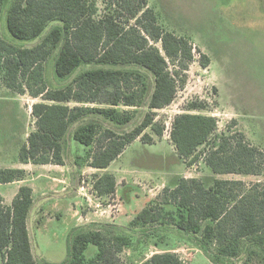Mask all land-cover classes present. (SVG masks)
<instances>
[{
  "label": "trees",
  "instance_id": "obj_1",
  "mask_svg": "<svg viewBox=\"0 0 264 264\" xmlns=\"http://www.w3.org/2000/svg\"><path fill=\"white\" fill-rule=\"evenodd\" d=\"M2 15L11 40L2 33L0 20V85L40 98L31 105L34 128L19 146L17 161L64 165L65 138L76 125L72 138L91 149L88 165L105 170L93 182L98 196L114 193L116 178L106 169L130 143H153L152 134L163 136L165 126L156 120V111L173 102L195 53L201 67L210 64L208 55L187 37L163 26L148 0H103L101 13L94 0H0ZM35 39L31 46L16 43ZM51 56L57 84L46 76L45 62ZM83 65L91 67L80 69ZM141 106L147 108L141 120L123 133L86 120L98 114L125 125L134 118L132 108ZM206 107L204 102H188L186 111L173 116L169 140L179 159L189 165L203 162L210 176H180L173 186L165 185L129 226L147 237L152 229L171 223L213 264H229L238 257H243L242 264H264V182L248 185L218 177L264 176V151L240 130L219 132L216 117L200 112ZM26 174L23 168L0 167V184L22 181ZM32 194L28 184L18 187L9 204L0 194L3 264H125L119 254L131 245V236L105 225L75 228L64 261L38 262L28 230ZM90 245L96 252L86 257ZM136 264L183 262L166 250L143 256Z\"/></svg>",
  "mask_w": 264,
  "mask_h": 264
},
{
  "label": "rangeland",
  "instance_id": "obj_2",
  "mask_svg": "<svg viewBox=\"0 0 264 264\" xmlns=\"http://www.w3.org/2000/svg\"><path fill=\"white\" fill-rule=\"evenodd\" d=\"M94 1L101 13L103 0ZM148 5L163 26L187 37L196 49L207 54L210 64L201 67L196 52L186 72V82L173 102L156 111V120L165 126L163 136L157 138L152 134L153 143L136 139L111 163L107 172L116 176L112 195L98 196L94 191L95 177L104 169L88 165L86 156L91 149L72 138L76 125L65 138L64 165H27L21 185L34 188L28 230L33 256L40 263L64 261L69 234L75 228L95 229L105 225L131 236V245L119 254L125 264H136L143 256L166 250L177 253L183 264H213L188 235L171 223L152 229L147 237L140 228L129 226L134 215L165 185L173 186L180 176H210L203 162L189 165L175 154L169 140L172 118L186 111L188 102H204L207 107L200 112L216 117L219 132L227 127L240 130L264 151V0H148ZM0 20L2 33L6 34L4 15ZM5 37L11 40L7 34ZM37 41L16 43L31 46ZM89 67L83 65L80 69ZM45 70L48 81L57 84L53 75L54 56L45 62ZM38 101L40 98L17 94L0 85V167L20 166L18 149L34 128L31 105ZM132 110L134 118L125 125L98 114H90L86 120L119 134L139 123L147 108ZM146 132L151 133L149 129ZM237 177L248 185L264 182L262 175ZM17 182L0 184L4 203L9 204L16 194ZM95 252L96 248L90 245L85 255L91 257ZM242 260L243 257H238L229 264H242Z\"/></svg>",
  "mask_w": 264,
  "mask_h": 264
},
{
  "label": "crops",
  "instance_id": "obj_3",
  "mask_svg": "<svg viewBox=\"0 0 264 264\" xmlns=\"http://www.w3.org/2000/svg\"><path fill=\"white\" fill-rule=\"evenodd\" d=\"M28 164H30V163H27V164H24V163H20L19 165L20 166H18V165H16L15 167H17V168H23V169H25V170H27L28 168H27V165ZM49 165H52V164H45V165H39V166H49ZM111 165V164H110ZM55 166H61V165H55ZM110 167V166H109ZM108 167V168H109ZM91 168H93V167H91ZM107 168V169H108ZM93 169H96V168H93ZM107 169H106V171H107ZM98 170V169H97ZM28 171V170H27ZM105 171V170H104ZM113 174V173H112ZM114 175V174H113ZM115 176V175H114ZM237 176H239V175H237V174H227V175H220V177H223L224 179H238V177ZM115 178H116V176H115ZM241 180V179H240ZM14 183V182H13ZM21 183H22V181H19V182H17V185H16V187H17V189H18V187L21 185ZM7 184H9V183H7ZM32 187V186H31ZM32 190H33V192H34V188H32ZM15 195V194H14ZM13 198V197H12ZM40 209H42L41 208V206H40ZM30 214H31V210H30V213H29V216H30ZM29 216H28V218H29ZM84 217H87V216H84ZM85 220H86V218H84Z\"/></svg>",
  "mask_w": 264,
  "mask_h": 264
}]
</instances>
